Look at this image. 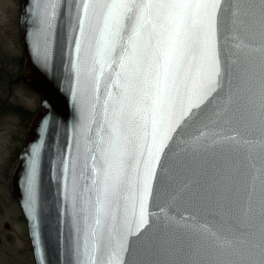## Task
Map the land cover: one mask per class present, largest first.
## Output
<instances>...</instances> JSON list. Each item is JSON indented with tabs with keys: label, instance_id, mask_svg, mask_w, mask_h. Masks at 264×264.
Returning a JSON list of instances; mask_svg holds the SVG:
<instances>
[{
	"label": "snow or ice",
	"instance_id": "1",
	"mask_svg": "<svg viewBox=\"0 0 264 264\" xmlns=\"http://www.w3.org/2000/svg\"><path fill=\"white\" fill-rule=\"evenodd\" d=\"M33 14L45 62L58 21H66L60 37L67 32L79 88L76 155L62 176L80 264H126L129 236L147 237L157 167L163 178L193 130L199 141L209 123L221 132L228 125L232 134L213 144L264 148V0H35ZM39 154L37 146L30 209ZM240 212L226 234L203 224L182 237L149 238L147 250L200 257L192 264H264V166Z\"/></svg>",
	"mask_w": 264,
	"mask_h": 264
},
{
	"label": "water",
	"instance_id": "2",
	"mask_svg": "<svg viewBox=\"0 0 264 264\" xmlns=\"http://www.w3.org/2000/svg\"><path fill=\"white\" fill-rule=\"evenodd\" d=\"M35 0H18L19 44L22 50L25 76L21 82L40 99L37 111L22 139V149L11 177V197L19 206L26 223L35 264H80L75 251L74 229L71 223L72 207L66 199L62 176L63 165L75 159V145L79 139L80 112L77 103L78 85L71 69V59L65 40L60 37L58 21L51 45V58L45 62L36 53L34 32L37 28L33 14ZM223 97L221 98V101ZM225 125L204 129L206 138L195 139L198 132L185 138L181 151L168 162L163 178L157 167L152 182V194L146 206L149 224L141 229L145 239L129 236L126 264H192L200 257L183 254H155L147 250L145 240L162 236L182 237L191 234L196 226L208 224L214 231L226 234L241 217L240 209L247 198L253 176L260 175L264 166V148L259 144L251 150L236 149L227 141L213 144L214 139L231 135ZM220 133V136L215 135ZM40 147V165L37 178L35 207L30 209L28 177L32 151ZM83 149H81V152ZM256 163L252 169L247 157ZM163 159V158H162ZM71 186V171L65 173ZM257 208L261 193L260 179L256 180ZM5 229H10L4 224ZM150 229V231H149ZM207 259V258H206Z\"/></svg>",
	"mask_w": 264,
	"mask_h": 264
},
{
	"label": "rangeland",
	"instance_id": "3",
	"mask_svg": "<svg viewBox=\"0 0 264 264\" xmlns=\"http://www.w3.org/2000/svg\"><path fill=\"white\" fill-rule=\"evenodd\" d=\"M19 4L18 0H0V98L13 106L30 111H39L40 99L33 96L27 88L12 84L20 78V68L17 59L21 58L22 50L19 44ZM23 59V57H22ZM23 66V60H22ZM25 72V71H24ZM9 86V88H8ZM10 92V93H9ZM33 94V95H32ZM21 123L15 113H6L0 118V181L3 182V164L10 159L12 144L10 137L19 135ZM9 223L12 228L11 239L0 252V264H31L28 248L26 223L22 218L18 204L11 198L8 190L0 184V233L3 224ZM5 239V238H4Z\"/></svg>",
	"mask_w": 264,
	"mask_h": 264
},
{
	"label": "flooded vegetation",
	"instance_id": "4",
	"mask_svg": "<svg viewBox=\"0 0 264 264\" xmlns=\"http://www.w3.org/2000/svg\"><path fill=\"white\" fill-rule=\"evenodd\" d=\"M21 59H22V56H21ZM23 60V59H22ZM26 73L24 72V69H23V66H22V71L20 72V77H23L25 76ZM17 79V78H16ZM14 79L12 81V84H14L13 82L16 80ZM16 86L17 87H22V88H26L21 82H18L16 83ZM9 88V86H8ZM10 89V88H9ZM10 93V92H9ZM33 95V94H32ZM35 96V95H33ZM40 101V100H39ZM0 106L2 107H9V106H13L10 102H7L6 100L2 102L1 98H0ZM16 106V105H15ZM20 107V106H18ZM21 108V107H20ZM1 109V108H0ZM22 110H24L25 112H28L31 114L30 118L27 120L23 117H21V115H17L20 123H21V127L18 131V136L17 135H13L12 137H10V141H11V155H10V159H8L4 164H3V169H5L3 172H2V178H3V182L0 181V184H3L4 185V188L5 190H8L9 193H10V196H11V188H10V183H11V177H12V174H13V171L16 167V164H17V161H18V157L20 155V152H21V149H22V139H23V136L26 132V129L28 127V124L30 123L33 115L38 111H30L28 109H25V108H21ZM40 109V107H39ZM6 113H3L2 115L0 114V118L1 116L5 115ZM2 130V129H0ZM1 132V131H0ZM12 198V197H11ZM7 224L10 229H5L4 228V224H3V229H2V233H0V252L1 253H4V245L5 243L11 239V234H12V228L10 226L9 223H5ZM5 238V239H4ZM28 242V248H29V254H30V258H31V264H35L34 263V258H33V253H32V248H31V244H30V241L27 240Z\"/></svg>",
	"mask_w": 264,
	"mask_h": 264
},
{
	"label": "trees",
	"instance_id": "5",
	"mask_svg": "<svg viewBox=\"0 0 264 264\" xmlns=\"http://www.w3.org/2000/svg\"><path fill=\"white\" fill-rule=\"evenodd\" d=\"M17 64L19 65V67H22V59L19 58L17 59ZM22 70V69H21ZM0 114L2 115L3 113H15L17 115H21V117L25 118V119H29L31 114L28 112H25L24 110H22L20 107L18 106H9V107H2L0 106Z\"/></svg>",
	"mask_w": 264,
	"mask_h": 264
}]
</instances>
